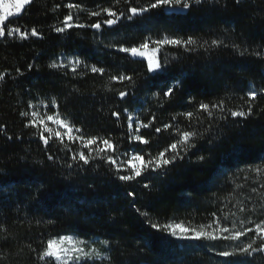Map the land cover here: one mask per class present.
Returning a JSON list of instances; mask_svg holds the SVG:
<instances>
[{"label":"trees","instance_id":"obj_1","mask_svg":"<svg viewBox=\"0 0 264 264\" xmlns=\"http://www.w3.org/2000/svg\"><path fill=\"white\" fill-rule=\"evenodd\" d=\"M153 2L33 0L11 18L9 27H34L40 35L0 37V264H46L39 254L47 241L64 236L93 242L104 253L103 259L76 264H264V254L219 255L250 239L259 245L254 233L239 240L177 241L151 227H227L230 233L224 235H230L264 221V0L239 5L235 0H192L188 9L162 7L128 19L129 7ZM68 3L81 5L71 11L75 22L85 25L109 18L103 12L89 15L102 8L125 14L100 30L57 33ZM165 36L191 37L197 43L162 46L157 53L162 67L156 72L148 71L146 60L119 51ZM213 40L220 43L212 45ZM61 57L80 63L75 71L50 67ZM93 66L104 73L91 72ZM120 75L132 80L112 79ZM169 88L172 94L165 96ZM121 91L127 93L123 99ZM250 91L257 98L247 102ZM221 102L223 110L211 107ZM200 103L210 105L211 115L199 109ZM249 107L245 117L230 115ZM33 111L59 113L85 138L109 139L116 151L108 154L118 158L117 165L67 137L63 144L52 139L46 146L39 129L25 126ZM187 112L193 113L191 119L183 115ZM128 115L134 118L132 135L147 143L130 138ZM138 123L149 127L137 133ZM184 131L195 133L189 141L195 147L179 146L183 159L136 180H119L130 174L123 161L133 154L146 161ZM80 151L89 156V164L72 160Z\"/></svg>","mask_w":264,"mask_h":264},{"label":"snow or ice","instance_id":"obj_2","mask_svg":"<svg viewBox=\"0 0 264 264\" xmlns=\"http://www.w3.org/2000/svg\"><path fill=\"white\" fill-rule=\"evenodd\" d=\"M33 0H0V37L6 36H18L22 40L28 39L29 35L36 37L39 36L40 33L36 28H31V30H22L19 26L9 27L8 24L11 23V18L18 17L22 14V10L25 9L26 6L30 5ZM197 4L201 2V0H195ZM192 0H154L153 3H150L147 7H129L128 12L131 15L128 19H132V17L141 15L145 12H148L150 9H160L162 7H169V8H176L182 7L184 9H188L191 6ZM235 3L239 5L241 0H235ZM59 7V5H57ZM66 7L69 9V13L64 17L63 26L56 27L54 30L57 33H63L67 30L74 29V28H85L90 27L96 30H100L103 25H114L119 19V16H123L125 13L120 12L119 15L117 12L113 11L111 8H102L100 11H93L89 13L90 16L99 17L101 12L106 13L109 18L104 19L103 21H97L91 23L90 25H85L82 23H76L75 17L72 13V9L80 10L81 5L78 3H68ZM154 45L149 52V47ZM197 41L191 37L187 39H177L171 38L168 36L163 37L162 39L156 40H148L146 39L144 42L139 44L138 46L132 47H121L119 51L130 54L132 57H141L147 59L148 71L156 72L159 70L162 65L161 62L157 58V53L160 51V48L164 45H176V46H190L196 44ZM220 43L217 40L211 41L212 45H217ZM76 64L80 63V61H76ZM61 65L52 64L50 67L57 68ZM32 65H29L31 68ZM19 72V69H17ZM73 71H75V67H73ZM103 68H97L95 66L91 67V72L93 73H104ZM0 79H4V75L0 74ZM112 79L119 80L121 82L127 80L131 81L132 77L126 75H120L117 77H112ZM172 89L169 88L167 92L164 93L165 96H170L172 94ZM264 92V89H261ZM120 97L123 99L127 96V93L121 91L119 93ZM248 101L252 102L255 101L257 98L256 91H250L248 94ZM31 107V105H30ZM212 108H221L223 110V102L218 104H212ZM199 109L202 112H208L211 115L210 105L206 103H200ZM125 112L128 110L125 109ZM251 107L248 108L247 111H230V115L233 117H245L251 113ZM22 116L28 117V112H22ZM113 116L119 117V112H113ZM187 118L191 119L193 116L192 112L184 113ZM175 119V117H173ZM128 123V131L130 133V138L134 139L135 141L147 143L146 140L141 135H132L133 133V121L134 118L131 115L127 116ZM52 123L57 126L56 130L54 131L51 127H48V124ZM26 127H35L40 130V140L44 142L47 146L49 141L52 139L58 140L61 144L64 143L65 137L72 142L76 143L79 142L81 147L87 148L90 151L94 150L97 155L105 154L101 158L105 160L106 163L116 166L117 165V157H114L111 152H115L116 148L114 144L107 138L101 139L98 137H91L85 138L83 135H80L81 129L76 128L74 125H71L64 119H62L59 113L54 114H41L38 111H33L31 113V120L29 124L25 125ZM3 125H0V131H3ZM149 127V124H136L135 132H139L140 128ZM171 127L170 125H164L165 129ZM156 132H160V128L155 129ZM48 133V135H45ZM195 133L190 131H184L180 133V139L177 142L171 143L168 148L164 151H160L158 155L150 157L145 161L144 157L140 154H133L127 160L123 161L122 164L129 165V168L125 169V171L129 172L130 174L119 175V180L121 181H132L136 180L138 177H141L145 172H156L159 169L166 168L168 165L173 164L177 159H183L180 154L179 146H185L186 148L195 147L194 144L189 143L190 138L194 136ZM8 139H12V137H8ZM96 145L97 147L93 148ZM98 145H103L100 147ZM67 147V145H64ZM171 152L172 155L169 158L167 156L168 152ZM78 157L79 161H82L85 165L89 164V156L85 154L84 151H80L77 154L72 156V160L76 161ZM49 160L53 159L52 156L48 157ZM200 160H203L204 157H199ZM141 161L143 162V167L137 166L134 162ZM71 167V165H69ZM117 172L121 170L119 166L116 168ZM259 170V169H257ZM145 188L149 187L148 184L144 185ZM255 191V189H253ZM129 195H133V193H129ZM143 215H147V213H143ZM152 228H156L160 231H167L171 236L177 237L178 239H209V240H239L241 237L246 236L248 233H254L259 237L260 243L256 245L255 239H250V242L243 246H238L236 251L228 252L222 251L219 253L221 256L229 257V256H242V257H253L254 254H264V221L261 223H257L255 228H249L247 230H241L236 232H231L230 235H224L225 233H230V229L227 227H220L215 229L214 231H205L204 227L201 226L199 230L197 229H190L185 228L182 224H167L164 226H159L155 223L151 224ZM210 227V226H209ZM219 234V235H218ZM105 245L108 244V241L103 242ZM65 244L72 245V247H65ZM256 245V246H254ZM74 253H78L76 255H72ZM99 256V253L96 254ZM93 258L90 252H85L83 248H79L76 246V242L73 241L71 237L64 236L61 237L59 241L57 240H48L47 246L44 248L43 252L39 254V259L45 260L46 264H52V261H60L61 264H68L70 259L75 261L80 260H87Z\"/></svg>","mask_w":264,"mask_h":264},{"label":"rangeland","instance_id":"obj_3","mask_svg":"<svg viewBox=\"0 0 264 264\" xmlns=\"http://www.w3.org/2000/svg\"><path fill=\"white\" fill-rule=\"evenodd\" d=\"M133 59H138V60H146V58H141V57H132ZM57 65H61L60 67L58 68H61V69H73V67H77V64L75 63V61L73 59H70V58H67V57H61L59 58V60L56 62ZM63 119V118H62ZM49 125L51 126V128L53 130H56L57 126L55 124H52V123H49ZM137 166H140L142 165V162L141 161H136L134 162ZM186 228V227H185ZM73 239L74 242H76V246L79 247V248H83L85 252H90L93 256V258L91 259H87V260H95V259H103L105 258L104 256V253L98 249L96 247V245L93 243V242H85V241H80V240H77L73 237H71ZM175 240L177 241H199L201 239H178L177 237H173ZM60 239H57V241H59ZM65 247H72V245H69V244H65L64 245ZM99 253V256H97L96 254ZM78 253H74L72 255H76ZM81 261H85V260H80V261H75V260H72L70 259L68 261V264H76V263H79ZM59 264H61L60 261H58Z\"/></svg>","mask_w":264,"mask_h":264}]
</instances>
